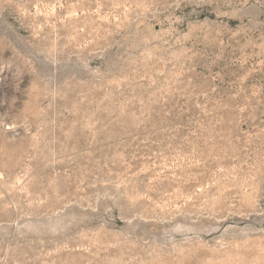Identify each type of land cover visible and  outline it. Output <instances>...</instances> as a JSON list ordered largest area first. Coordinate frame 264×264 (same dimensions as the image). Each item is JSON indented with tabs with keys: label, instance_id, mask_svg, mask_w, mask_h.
I'll return each instance as SVG.
<instances>
[{
	"label": "rangeland",
	"instance_id": "obj_1",
	"mask_svg": "<svg viewBox=\"0 0 264 264\" xmlns=\"http://www.w3.org/2000/svg\"><path fill=\"white\" fill-rule=\"evenodd\" d=\"M0 264H264V0H0Z\"/></svg>",
	"mask_w": 264,
	"mask_h": 264
}]
</instances>
